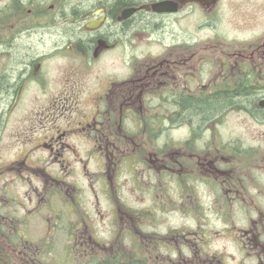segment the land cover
Masks as SVG:
<instances>
[{
	"label": "flooded vegetation",
	"instance_id": "1",
	"mask_svg": "<svg viewBox=\"0 0 264 264\" xmlns=\"http://www.w3.org/2000/svg\"><path fill=\"white\" fill-rule=\"evenodd\" d=\"M14 8L16 37L45 50L17 59L12 78L1 63V93L11 87L18 97L32 67L66 49L94 71L85 88L92 115L50 127L35 146L46 164L14 163L8 185L12 171L0 167V235L20 264H37L25 227L54 200L53 210L76 214L64 234L69 264H230L235 255L213 240L238 250L233 264H264V0H15ZM237 16L251 21L235 25ZM43 72L26 84L43 82ZM216 99L224 106L205 119L183 113L186 102ZM235 114L236 129L215 135ZM77 134L80 155L68 143ZM72 161L88 186L68 179ZM16 180L28 186L26 202Z\"/></svg>",
	"mask_w": 264,
	"mask_h": 264
},
{
	"label": "rangeland",
	"instance_id": "2",
	"mask_svg": "<svg viewBox=\"0 0 264 264\" xmlns=\"http://www.w3.org/2000/svg\"><path fill=\"white\" fill-rule=\"evenodd\" d=\"M14 4L15 0H0V7H3L5 11L3 13V20H1L3 21V24L0 26V29L2 28L3 30V32L0 33L2 36L0 40L3 41L2 46L4 50V53L0 55V64L2 63L3 69L7 71L8 74L12 75H16L17 59L18 62H20L24 57L45 50L43 48L37 50L28 49L25 47L27 39L25 37H16V33L13 31L14 28L12 26L14 24ZM260 17H263V15ZM233 18L235 25L241 24V26H243L251 21V18L246 16H240V21L239 16ZM14 41H16L17 45L15 48L11 50L4 49L5 47H9L10 43L14 44ZM65 53L50 54L51 57L45 62L41 63L39 66L36 64L32 67L29 78L39 77L40 68H43V82L27 85L26 83L30 81V79L27 78L18 97H14V100L12 98H4L3 108L5 114L1 116L2 112L0 113V121H3L2 127H0V167H4L6 171H12L4 174L5 185L12 182L11 179L14 177L13 172L15 170L8 168L14 166V163L17 166L21 161L27 158V163H30V159H33L35 160L33 163L36 162L34 163L35 165L43 167L44 164H46V161H38L43 153L37 151L36 147L38 143L42 142L46 136L49 135L50 127L54 126L63 131L69 124H75L76 126V123L84 120L86 115H92V107L89 106L90 99H87L85 88L90 85L87 84L86 80L89 78V71H91V73L94 71L89 70L88 66L86 67L82 65L83 61L79 59L80 54H78L76 50L71 51L70 49H66ZM103 55L108 57L112 54L104 53ZM74 57L78 59L73 60ZM12 61L15 63H12ZM99 66L101 67L100 62ZM66 98L71 102H74L72 108H67L66 106H64V108L61 107V105L67 103ZM87 110L88 113L85 114L84 112ZM237 117L238 115L235 114L225 123L220 122V118L216 120L220 123L217 126V122L214 124V127L216 126L214 134L217 135V133H219V136H221L222 133L225 132L223 129L228 125H231L233 129H236V126L238 125ZM79 139H81V137L77 134L76 136L71 137L68 143L80 155L84 144L81 143ZM31 146H36L33 148L32 153L29 152ZM27 152H29L28 154H32V156L27 157ZM86 162H89L87 170H93L95 163L94 160ZM80 164L72 161L71 166L74 171L68 179L77 182L81 186H84L85 183L88 186V183L81 179L82 174L80 172ZM17 173H19L23 181H29L26 169H23V171L21 170V172L17 171ZM31 177L32 178L30 179L32 183L37 184L34 176L32 175ZM30 188H34V185H30ZM16 191L20 194V201L26 202L28 200V186H26V182L22 183V181L17 182L16 180ZM60 194L63 198L61 204H63L68 195L63 191H61ZM84 196H86V198H84L85 200L87 198L91 200V192L88 190ZM202 198L205 202L209 201V198L203 193ZM54 201L51 209H48L49 205L39 211L25 227L28 237L31 238L32 242H34L38 248L36 253L37 259H34L37 264H57L58 261L59 263L61 262L60 264H64V262L65 264H69L71 260V256L64 253L63 246H70L73 244L72 241L66 239V236L64 237V234L68 231L66 227L68 223H70L69 225L71 226L70 230L72 227L76 226L73 220L76 214L69 210L62 209L61 207V209L58 208V210H53L54 207L56 208L57 206H60L56 200ZM86 204H88V202H86ZM78 209L77 204L75 206L76 213L79 212ZM54 213L56 214L57 219L60 218V221L55 219ZM53 224L55 227H53ZM19 228H21L23 232V226H20ZM222 245L229 250L227 253L235 255L229 258L230 264H233V261L234 263L241 261V256H239L240 253L238 250L230 251L234 248L233 245L231 246L228 242L221 240L212 241L213 248L220 249L223 247ZM38 252H41L39 254V256L42 257L41 259L38 257ZM0 264H20L18 252H16V245H13L1 235Z\"/></svg>",
	"mask_w": 264,
	"mask_h": 264
},
{
	"label": "trees",
	"instance_id": "3",
	"mask_svg": "<svg viewBox=\"0 0 264 264\" xmlns=\"http://www.w3.org/2000/svg\"><path fill=\"white\" fill-rule=\"evenodd\" d=\"M15 47H16V42L14 41V44L10 43L9 47L7 48L5 47L4 49L11 50ZM14 61H12V63H15ZM5 73H7V71H5ZM10 77L12 78L13 75L10 74ZM13 94H14L13 89L11 87H6V89H4V92L3 91L2 93L0 92V97H4V98L6 97L7 99H10V98H13ZM222 106H224V103L221 99L211 100L208 102L207 101H203V102L189 101V102H186V104H184V106L182 107V110L186 117H189V118L191 117L194 119H205L209 117L210 115L218 112L222 108Z\"/></svg>",
	"mask_w": 264,
	"mask_h": 264
}]
</instances>
